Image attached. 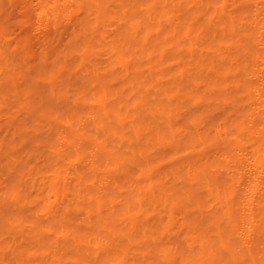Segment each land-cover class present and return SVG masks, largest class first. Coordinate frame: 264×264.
Returning a JSON list of instances; mask_svg holds the SVG:
<instances>
[{"label":"bare ground","instance_id":"6f19581e","mask_svg":"<svg viewBox=\"0 0 264 264\" xmlns=\"http://www.w3.org/2000/svg\"><path fill=\"white\" fill-rule=\"evenodd\" d=\"M33 3L0 4V77L68 53L74 102L0 109V258L264 264V0H83L40 31Z\"/></svg>","mask_w":264,"mask_h":264},{"label":"clouds","instance_id":"9594fccd","mask_svg":"<svg viewBox=\"0 0 264 264\" xmlns=\"http://www.w3.org/2000/svg\"><path fill=\"white\" fill-rule=\"evenodd\" d=\"M2 3L3 0H0V4ZM82 3L83 0H34L30 21L37 31L56 28L63 22L68 9L79 10ZM88 6L91 7V5ZM53 56L46 58L42 56L31 71L26 73L24 69L17 70L15 66L10 67L6 74L7 83L4 78L0 77V109L20 104L39 115L49 105L58 102L60 99H68L74 102V98L62 84L64 60L67 59L68 53H64L63 58L58 59L55 65L51 64ZM4 71V68L0 66V73H4ZM18 73L19 75H26L28 79L25 88L17 87ZM41 90H43V94L39 96V99L34 100L33 98L39 95ZM46 134L47 130L40 126L39 121H35L18 129L15 136L19 138L20 142L31 144V151L26 154L30 156L43 151ZM5 151L4 143L0 141V155H3ZM52 154L55 155V146L52 148ZM128 255L131 256V253ZM156 257L150 261L130 259L124 264H172L159 251L156 253ZM0 264H7V261L0 258ZM24 264H32V261L26 260ZM95 264H118V262L115 258H102L97 260ZM175 264H179V261H176Z\"/></svg>","mask_w":264,"mask_h":264}]
</instances>
